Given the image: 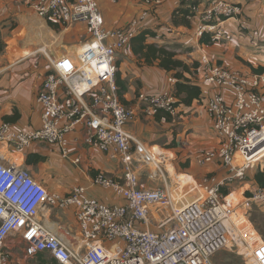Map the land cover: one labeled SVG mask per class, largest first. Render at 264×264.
<instances>
[{"label": "built area", "instance_id": "built-area-1", "mask_svg": "<svg viewBox=\"0 0 264 264\" xmlns=\"http://www.w3.org/2000/svg\"><path fill=\"white\" fill-rule=\"evenodd\" d=\"M189 1V0H186ZM36 15L52 24L70 27L83 23L90 39L82 45L75 60L63 57L52 62L40 87L37 101L42 107L41 124L29 131L13 130L0 123V146L16 151L41 142L55 145L62 157L68 155V135L78 125L85 128V144L102 152H113L120 160L123 183L97 173L92 184L111 189L124 204L108 206L87 196L86 188L76 187L66 197L49 193L24 168L0 162V264L10 255L6 241L18 238L28 258L47 253L57 264H213L212 257L226 248H235L247 264H264V241L250 221L252 205H264V188L246 187L238 201L226 202L219 189L232 180L243 181L247 170L264 158V73L243 75L200 58L202 86L217 90L205 100L218 147L204 151L199 165L218 164L227 177L216 180L204 176L192 189L169 192L165 177L155 164L163 186L142 190L131 163L132 137L127 124L137 116L136 108L122 104L115 83L116 56L136 36L145 17L134 18L122 28L105 29L96 0H25ZM156 6L160 0H144ZM196 9V35L213 34L218 25L237 19L242 11L225 0L206 1ZM67 83L74 98L67 109L58 99V89ZM175 80L159 95L139 94L137 108L147 116L165 112L177 114ZM89 96V103L83 100ZM198 190L194 200L185 197ZM202 191L204 194H201ZM64 210L73 207L81 238L77 250L52 234L40 220L42 208ZM160 219L158 231L150 230L151 214ZM121 242L119 251L104 243ZM113 247V246H112Z\"/></svg>", "mask_w": 264, "mask_h": 264}, {"label": "crops", "instance_id": "crops-1", "mask_svg": "<svg viewBox=\"0 0 264 264\" xmlns=\"http://www.w3.org/2000/svg\"><path fill=\"white\" fill-rule=\"evenodd\" d=\"M97 1L105 29L122 28L132 19L144 15L134 38L144 30L154 35L146 36L143 42L133 38L116 57V86L121 92V103L135 107L137 112L127 124L126 131L133 139L131 163L138 188L155 190L163 186L156 163L169 192L177 188L179 191L182 188V192L186 187L192 189L190 184L199 182L204 176L222 177L225 169L220 165L198 164L200 155L217 149L219 143L204 109L206 98L217 90L200 84L199 61L205 55L212 64L246 76L255 75L250 67L264 68V0H229L240 6L242 13L237 19L225 20L217 26L211 34L215 39L211 45L199 44L197 19L191 22V28L172 25L171 15L180 0H160L156 6L145 4L144 0ZM199 1L197 9L203 10L207 0ZM89 39L90 34L83 23L62 27L39 18L25 0H0V123H7L13 130L21 132L38 129L42 107L37 96L44 77L52 70V62L63 57L75 60ZM142 45L163 46L174 52L177 60L187 65L197 63V69L184 76L201 87L203 99L190 106L177 105L175 116L165 112L147 117L142 114L137 108L139 94L164 93L173 76V72L161 69L146 49L139 51ZM89 98L86 96L83 102L89 103ZM58 99L63 109L75 102L67 83L60 85ZM68 140L66 158L62 157L57 146L36 142L21 151L0 146V162L4 166L26 169L49 193L66 197L74 188L84 187L87 196L108 206L124 204L122 197L111 189L92 184L97 173L123 183L118 156L111 151L102 152L95 145H86L83 125H78L68 135ZM257 171L264 174V158L259 161ZM179 176L185 179L180 181ZM250 176V183L243 184V187L255 184L254 174L250 173ZM243 187L240 186L237 192H243ZM74 212L73 207L64 210L44 207L38 219L52 234L77 250L81 238ZM160 219L156 212H152L150 230H159L157 223ZM121 244L104 243L115 252L119 251ZM4 250L10 255L7 264H57L47 253L28 258L19 237L6 241Z\"/></svg>", "mask_w": 264, "mask_h": 264}, {"label": "trees", "instance_id": "trees-1", "mask_svg": "<svg viewBox=\"0 0 264 264\" xmlns=\"http://www.w3.org/2000/svg\"><path fill=\"white\" fill-rule=\"evenodd\" d=\"M200 1L196 0H180L179 6L172 12L171 15V23L173 26H182L184 28H191L192 18L195 16V10L199 6ZM146 36H154L149 31H141L136 38L138 41L143 42ZM215 42V39L208 34H202L199 38V44L201 45H211ZM146 49L148 55H151L154 60H157L158 66L165 70L166 72H173L172 78L175 80L173 85L174 96L177 99V105L182 106H190L194 101L202 100V91L201 87L195 83H192L190 79H186L184 74H190L191 70L195 71L199 66L197 63H193L192 65H187L180 60L176 59V55L174 52L167 50L165 47H156V46H145L142 45V48ZM1 50V47H0ZM253 74H262L264 73V68L258 67L253 68L250 67ZM115 83L116 76H115ZM118 96L120 102L121 92H118ZM254 183L256 187L264 188V174L258 172L254 176ZM219 192L223 196H227L229 191L225 186L220 187ZM41 254L36 255L35 257L40 256ZM34 258V257H33Z\"/></svg>", "mask_w": 264, "mask_h": 264}, {"label": "rangeland", "instance_id": "rangeland-1", "mask_svg": "<svg viewBox=\"0 0 264 264\" xmlns=\"http://www.w3.org/2000/svg\"><path fill=\"white\" fill-rule=\"evenodd\" d=\"M196 1H199V0H196ZM207 1H209V0H207ZM225 1L231 2L229 0H225ZM96 3L98 5V9H99V11L101 13V9H100V6H99V3H98L97 0H96ZM200 3H201V1H200ZM101 15H102V13H101ZM141 25L142 24L140 23V25H139V27L137 29V32L139 31V28L141 27ZM116 60H117V58H116ZM248 66H250V65H248ZM257 166H258V164H256L254 168H251V169L246 171L244 180L240 181L242 183H240L239 180H237V179L232 180L231 182L228 183L226 189L227 190L229 189L230 191L229 190L228 191L232 193L234 191H238L240 189L239 188L240 186L243 187V184L245 185V184L250 183V178H251L250 173H253L254 176H255L259 172V171H257ZM261 173H263V172H261ZM228 175L229 174H227V171L225 170V173H224V175L222 177H220V178L215 177V178L218 181L219 179H222L223 177H227ZM194 185H195V183L194 184L192 183V184H190V187H192ZM254 188H256L255 184L250 185V189H254ZM187 190H189L188 187L183 189L182 193L186 192ZM202 194H204V193L202 192ZM197 195H198V190L195 189V191L192 192L191 194L187 195L185 197V199L188 200V201L189 200H193L192 198H194V197L196 198ZM250 221H251L252 226L257 230L259 236L264 241V205L263 204L255 203V204L252 205V209L250 211ZM211 260H212L213 264H247L245 259L242 256H240V255H238L236 253L235 248L223 249V250L217 252L212 257Z\"/></svg>", "mask_w": 264, "mask_h": 264}, {"label": "bare ground", "instance_id": "bare-ground-1", "mask_svg": "<svg viewBox=\"0 0 264 264\" xmlns=\"http://www.w3.org/2000/svg\"><path fill=\"white\" fill-rule=\"evenodd\" d=\"M183 179H185V177L179 176L180 181H182ZM243 188L246 189V187H243ZM200 193L202 194L201 191H200ZM233 194H236V197H231ZM241 194H242V192L234 191L226 198L225 201L228 202L229 204H232L233 201H238V198H240Z\"/></svg>", "mask_w": 264, "mask_h": 264}]
</instances>
